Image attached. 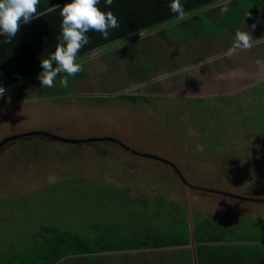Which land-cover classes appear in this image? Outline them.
I'll return each instance as SVG.
<instances>
[{
    "label": "rangeland",
    "instance_id": "obj_1",
    "mask_svg": "<svg viewBox=\"0 0 264 264\" xmlns=\"http://www.w3.org/2000/svg\"><path fill=\"white\" fill-rule=\"evenodd\" d=\"M258 51L183 63L174 75L123 90L119 84L128 83L121 84L120 69L115 79L106 77V85L98 78L110 67L100 69L104 54H94L81 62L87 76L77 74L69 95H34L43 87L38 77L4 92L0 143L35 133L71 141L114 139L139 155L169 161L190 185L264 200V57ZM83 97L102 101L87 106ZM160 202L188 213L192 224L195 217L226 221L233 238L264 245V201L186 191L169 165L111 143L72 145L28 136L0 147V258L26 253L45 225L86 235L95 223L125 226L132 212L135 220L152 223Z\"/></svg>",
    "mask_w": 264,
    "mask_h": 264
},
{
    "label": "trees",
    "instance_id": "obj_2",
    "mask_svg": "<svg viewBox=\"0 0 264 264\" xmlns=\"http://www.w3.org/2000/svg\"><path fill=\"white\" fill-rule=\"evenodd\" d=\"M223 2L225 3V0H180L184 11L189 15L187 19L178 21L177 14L172 13L169 7L172 0H113L110 7L106 5L105 0H100L99 9L104 12L111 11L120 27L109 29L107 40L103 39L99 32H88L86 35L90 38V43L80 50L78 62L81 63L97 53L104 54L99 59L100 69L110 67V71L106 76L100 75L98 78L102 82L106 81L108 76L115 79L114 77H117L115 72L120 69V76L124 78L120 79L121 84L128 83L119 84L118 90H123L149 83L152 79L174 75L183 69L184 66H181L183 63L193 66L195 63L216 58L223 53L215 54L208 48L209 35L213 30H222L226 27L220 19L229 12L230 7L226 6L227 11L222 14L218 13L220 10L215 9L216 5ZM66 3H71V0H40L38 18L34 17L25 25L29 26V32H40L41 38L36 39L37 46L34 52L30 43L18 42L14 38L11 39V43L0 40V69L9 60L19 63L18 68L23 70V77H14L12 73H15L10 71L11 74L6 81L5 72L1 73L0 87L4 84L13 86L30 81L29 73L33 72L30 68L40 66V70H43L41 59L48 58L55 51L57 38L61 33L60 9ZM51 7H55V11L49 12L48 9ZM23 25L21 24L22 27ZM143 36L145 38H142ZM195 39L199 40L193 44L192 41ZM22 44L26 45L23 53L13 51ZM186 44L189 46L179 49ZM33 54L39 59L35 63L32 61ZM37 72L38 70L35 73ZM221 72L222 70L219 71ZM78 74L82 80L87 76L84 71ZM63 75L56 79L57 89L42 87L37 92L35 89L31 92L49 99L71 94L74 84L72 82H75L77 75L74 78L68 77V87H62L60 79ZM103 84L106 85L104 82ZM99 87L101 88L99 90L107 92L105 90L107 86ZM115 88L116 86L110 89ZM120 98L131 100L124 96ZM81 100L87 106L93 103L101 104L102 101L98 97H83ZM255 107L259 108L256 104ZM259 120V117L254 120L257 122L256 126ZM168 204L169 207L162 206L160 202L153 213L152 223L148 217L135 220V214L132 212L130 222L125 226L106 222L104 225L95 223L91 232L86 235H80L70 228L45 225L40 228L33 245L26 248V253L0 258V264H117L119 252L166 246L182 247L190 240L189 216L188 213H183L179 208ZM126 217H129L128 212ZM193 223L194 242L202 249L198 264H216L217 261L220 264H264V248L258 253L257 261L251 256L253 260L250 258V263H242L240 258L228 255L230 246L227 244L230 240L242 242L239 238L232 237L228 222L220 223L210 218L199 221L195 217ZM240 245L236 246L240 248ZM206 249H211V252H207Z\"/></svg>",
    "mask_w": 264,
    "mask_h": 264
},
{
    "label": "clouds",
    "instance_id": "obj_3",
    "mask_svg": "<svg viewBox=\"0 0 264 264\" xmlns=\"http://www.w3.org/2000/svg\"><path fill=\"white\" fill-rule=\"evenodd\" d=\"M39 3L40 0H0V35L8 38L5 43H11L21 24H28L37 17ZM99 3L100 0H71V3H66L60 9L61 33L57 38L55 51L48 58L41 59L43 70L38 74L41 86L55 87L57 77L64 74L60 79V85L68 87V77L75 76L83 70L82 64L78 62V54L90 43V38L86 34L90 31L99 32L102 38L107 40L109 29L120 27L115 15L111 11H101ZM105 3L110 7L113 0H105ZM169 7L172 13L177 14L178 21L188 18L189 14L184 11L180 0H172ZM48 11H55V7L49 8ZM222 11H227V8H223ZM255 26L253 24L251 28L254 29ZM260 42H264V37L253 39L250 30L238 29L232 46L225 55L232 56L238 51L250 50ZM4 91V88L0 87V96L4 95Z\"/></svg>",
    "mask_w": 264,
    "mask_h": 264
},
{
    "label": "crops",
    "instance_id": "obj_4",
    "mask_svg": "<svg viewBox=\"0 0 264 264\" xmlns=\"http://www.w3.org/2000/svg\"><path fill=\"white\" fill-rule=\"evenodd\" d=\"M253 1L255 3H253ZM225 0V3H220L215 6V9L220 10L218 13H224L222 11L226 6L230 7L229 12L224 14L220 19L221 22L226 26L224 29L220 31L224 32H215L213 30L209 35V46L213 53H227L228 49L232 46L233 40L235 38V32L239 29L242 31H251V35L253 39H260L264 37V0ZM256 4V5H254ZM209 9H207L208 11ZM257 16H259L258 19ZM220 22V21H218ZM255 24V28L252 29L251 26ZM24 24L20 26V30L17 33L15 40L18 42H22L25 44L30 43L32 47V52L35 51L37 43L36 39L39 40L40 32H29V26H25ZM8 39L7 37L0 35V40L5 41ZM199 39H195L192 41L193 44L197 43ZM22 44L21 46L13 49V51H18L19 53H23L25 51L26 45ZM190 44V43H189ZM186 44L181 47L189 46ZM259 47V48H258ZM258 48V49H257ZM30 50V49H29ZM259 50L257 53L264 57V42H260L255 44L250 50L242 51L243 54H251L254 51ZM241 52V51H238ZM227 56V55H226ZM228 57V56H227ZM225 56H216V58L225 59ZM250 57V55L248 56ZM19 59V58H18ZM39 59L36 55L33 54L32 61L34 63ZM20 61V60H19ZM19 63L11 62L7 60V63L1 66L0 74L5 72L4 77L5 81L9 79V75L11 72L14 77H23V70L18 68ZM36 66V65H35ZM34 66V67H35ZM33 72H30L29 77H31L30 82L34 80V78L38 77L40 73V66L35 68H30ZM38 70L37 73H35ZM11 71V72H10ZM34 76V77H33ZM4 92L8 89L12 88V86H8L7 84L3 85ZM194 224V223H193ZM190 227V222H189ZM194 232V225H193ZM194 235V234H193ZM194 237L191 236V227H190V240L187 245L182 247H162V248H150L142 251H134L130 250L127 252H119L117 256V264H198L199 253L202 251L201 248L194 242L192 244L191 240ZM253 241H242L235 242L230 240L228 242V246H230L227 251L228 255L239 259L242 263H250V258H254L256 261L259 258L258 253L264 248L262 243ZM241 244L240 248L236 245ZM207 252H211V249H206ZM218 254V253H216ZM217 256V255H216ZM251 258V261L253 260ZM219 261L216 262V264ZM226 264V263H225Z\"/></svg>",
    "mask_w": 264,
    "mask_h": 264
},
{
    "label": "water",
    "instance_id": "obj_5",
    "mask_svg": "<svg viewBox=\"0 0 264 264\" xmlns=\"http://www.w3.org/2000/svg\"><path fill=\"white\" fill-rule=\"evenodd\" d=\"M28 136H45L51 140H54L55 142H60V143H66V144H72V145H84V144H90V143H112V144H115L121 148H123L124 150H126L128 153L132 154V155H135V156H138V157H141V158H151L153 160H156V161H159V162H162L164 164H167L169 165L174 171L175 173L178 175V177L180 178V180L182 181V183L184 184L185 186V189L186 191L188 189L190 190H199V191H208V192H211V193H219V194H223L225 196H228L232 199H235V200H241V201H256V202H262L264 200H256V199H249V198H246V197H241V196H237V195H231V194H225V193H222V192H218V191H214V190H209V189H203V188H199V187H196V186H193V185H190L188 184L187 182H185V180L183 179V177L181 176V174L179 173V171L176 169V167L169 163V161L167 160H164L162 158H157V157H153V156H149V155H139L135 152H133L132 150L130 149H127L126 147H124L122 144L116 142V141H112V140H103V139H92V140H85V141H81V140H78V141H71V140H66V139H62L60 137H57V136H54V135H50V134H46V133H35V134H28L26 136H21V137H15V138H12V139H8V140H5L3 142L0 143V147L4 144H6L7 142H10L12 140H15V139H22L24 137H28ZM190 217V216H189ZM190 227H191V236L193 237V224H192V220H191V217H190ZM192 244L194 243L193 239L191 240Z\"/></svg>",
    "mask_w": 264,
    "mask_h": 264
}]
</instances>
